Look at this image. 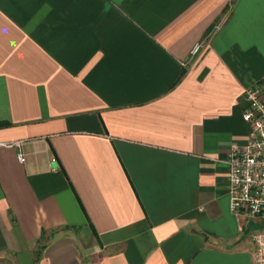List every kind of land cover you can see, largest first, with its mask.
I'll list each match as a JSON object with an SVG mask.
<instances>
[{
	"label": "crops",
	"instance_id": "1",
	"mask_svg": "<svg viewBox=\"0 0 264 264\" xmlns=\"http://www.w3.org/2000/svg\"><path fill=\"white\" fill-rule=\"evenodd\" d=\"M262 78L264 0H0V264H253L224 160Z\"/></svg>",
	"mask_w": 264,
	"mask_h": 264
},
{
	"label": "built area",
	"instance_id": "2",
	"mask_svg": "<svg viewBox=\"0 0 264 264\" xmlns=\"http://www.w3.org/2000/svg\"><path fill=\"white\" fill-rule=\"evenodd\" d=\"M241 117L248 132L242 143L230 144L224 160L227 204L248 229L252 263L264 264V78L243 89ZM17 160H24L20 151Z\"/></svg>",
	"mask_w": 264,
	"mask_h": 264
},
{
	"label": "rangeland",
	"instance_id": "3",
	"mask_svg": "<svg viewBox=\"0 0 264 264\" xmlns=\"http://www.w3.org/2000/svg\"><path fill=\"white\" fill-rule=\"evenodd\" d=\"M37 248H39V245L37 246Z\"/></svg>",
	"mask_w": 264,
	"mask_h": 264
}]
</instances>
